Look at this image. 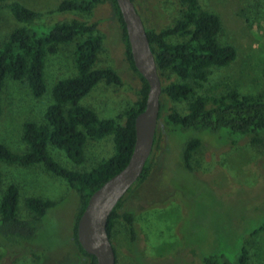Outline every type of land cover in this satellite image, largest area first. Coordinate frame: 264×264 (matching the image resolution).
I'll return each mask as SVG.
<instances>
[{
    "label": "rangeland",
    "instance_id": "374dc122",
    "mask_svg": "<svg viewBox=\"0 0 264 264\" xmlns=\"http://www.w3.org/2000/svg\"><path fill=\"white\" fill-rule=\"evenodd\" d=\"M27 8L46 14L44 23L69 22L73 19L96 24L102 45L95 69H113L119 84L100 83L80 104L99 118L115 119L124 124L126 110L139 100L143 81L126 58L122 27L109 3L97 5L91 12L55 13L62 0H17ZM203 9L218 15L221 31L218 41L236 50V59L223 68H210L207 81L195 87L196 95H222L236 91L244 96L263 93L264 0H198ZM145 26L160 31L174 25L184 10L181 0H134ZM52 26V25H51ZM8 12H0V44L14 29ZM170 43L182 38L170 36ZM75 42L58 45L55 54L45 57L46 91L34 98L25 83L7 78L1 96L0 143L14 153L25 150L22 126L26 121L44 123V112L52 102L53 85L75 75ZM162 89L181 82L172 72L160 77ZM188 100L173 101L160 96L157 142L149 158L143 180L127 194L116 213L132 211L137 231L138 262L124 224L115 219L112 242L116 264H201L200 257L222 254L234 262L242 247L248 250L250 264H264V142L254 144L249 138L231 141L226 131L201 132L200 146L187 164L181 159V147L189 138L164 126L172 112L184 117ZM192 135V134H189ZM53 158L69 170L88 171L114 153L112 136L87 139L85 162L75 165L66 155L49 146ZM2 183L19 188L18 215L29 219L24 201L28 197L59 201L49 210L31 244L39 255H21L0 246V264H89L79 255L73 241L77 197L62 179L42 167H19L0 162ZM134 187V186H133Z\"/></svg>",
    "mask_w": 264,
    "mask_h": 264
},
{
    "label": "trees",
    "instance_id": "16d2710c",
    "mask_svg": "<svg viewBox=\"0 0 264 264\" xmlns=\"http://www.w3.org/2000/svg\"><path fill=\"white\" fill-rule=\"evenodd\" d=\"M105 2L111 5L113 14L122 27L126 58L131 68L138 73L132 60L125 24L116 0H62L54 12L88 13ZM132 2L134 3V0ZM181 4L184 10L171 27L154 31L145 26L143 19L142 21L159 77L163 72L170 71L181 80L166 85L162 93L173 101L189 99L187 114L184 117L172 112L163 120L164 126H169L170 131L189 137L181 147L182 161L188 165L192 153L200 146L201 139L197 134L201 132L214 133L224 130L231 141L249 138L254 144L263 143L264 90L262 94L256 96H244L236 91L222 95H196L194 86L200 87L201 82L207 81L210 68H223L232 64L236 59V50L231 45L219 43L217 36L221 31V21L218 15L203 9L198 0H181ZM3 11L9 13L15 27L0 44V114L1 96L7 78L25 83L34 98H41L46 91L44 78L46 55L55 54L60 44L75 42L73 53L75 75L61 79L53 85L52 102L44 112V123L26 121L23 124L21 134L25 144L23 152L14 153L0 143V162L24 168L40 166L45 172L68 184L77 197L73 224L74 244L82 258L88 259L89 264H96L94 256L88 255L78 242L77 223L93 192L128 163L135 143L134 122L137 115L145 109L148 84L138 73L143 81L140 97L133 107L125 111L124 124L118 123L115 119L99 118L93 110L81 105L80 101L98 84H119L120 79L113 69L94 68L102 45L101 37L96 34V24L75 19L55 24L44 23L42 21L46 14L49 15L51 12L33 11L17 0H0V12ZM170 36L182 38V41L170 43L167 41ZM262 73L264 80V67ZM160 112L161 106L158 122ZM156 134L157 130L153 148L157 142ZM109 135L112 136L114 153L109 158L99 161L88 171L67 169L57 162L49 151V146H52L62 151L75 165H82L85 162L84 148L87 139H102ZM148 162L149 159L142 175L127 194L145 177ZM1 183L0 172V186ZM124 197L109 216L107 234L116 259L112 231L115 219H119L128 232L134 257L140 262L136 246L134 213L132 211L116 213ZM18 198L19 188L13 183L6 186L0 197V246L12 252L19 249L15 253L30 255L38 260L39 255L32 251V246L27 247L26 244H31L34 240L49 210L56 208L65 198L52 201L28 197L24 204L31 213L29 219L19 217ZM200 262L201 264H250L248 250L245 247L241 248L234 262L222 254L201 256Z\"/></svg>",
    "mask_w": 264,
    "mask_h": 264
},
{
    "label": "water",
    "instance_id": "95a60500",
    "mask_svg": "<svg viewBox=\"0 0 264 264\" xmlns=\"http://www.w3.org/2000/svg\"><path fill=\"white\" fill-rule=\"evenodd\" d=\"M125 24L130 53L137 72L148 84L145 109L134 122L135 143L126 166L108 179L88 199L77 223L82 249L96 264H115V252L107 234V222L119 201L143 173L152 152L160 110L161 83L145 26L132 0H116Z\"/></svg>",
    "mask_w": 264,
    "mask_h": 264
}]
</instances>
